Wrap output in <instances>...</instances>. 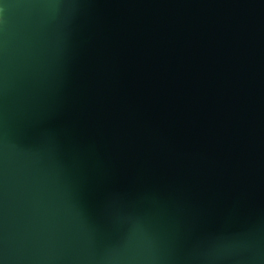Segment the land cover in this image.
Masks as SVG:
<instances>
[{
    "label": "water",
    "instance_id": "95a60500",
    "mask_svg": "<svg viewBox=\"0 0 264 264\" xmlns=\"http://www.w3.org/2000/svg\"><path fill=\"white\" fill-rule=\"evenodd\" d=\"M0 1V264H264V0Z\"/></svg>",
    "mask_w": 264,
    "mask_h": 264
},
{
    "label": "bare ground",
    "instance_id": "6f19581e",
    "mask_svg": "<svg viewBox=\"0 0 264 264\" xmlns=\"http://www.w3.org/2000/svg\"><path fill=\"white\" fill-rule=\"evenodd\" d=\"M0 5H1V1H0Z\"/></svg>",
    "mask_w": 264,
    "mask_h": 264
}]
</instances>
